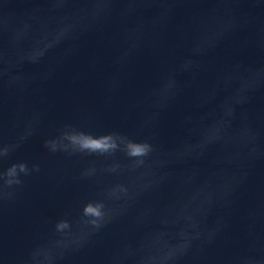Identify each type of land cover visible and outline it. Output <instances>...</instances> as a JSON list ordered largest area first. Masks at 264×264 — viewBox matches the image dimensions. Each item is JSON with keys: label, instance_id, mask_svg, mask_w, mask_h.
Listing matches in <instances>:
<instances>
[{"label": "water", "instance_id": "water-1", "mask_svg": "<svg viewBox=\"0 0 264 264\" xmlns=\"http://www.w3.org/2000/svg\"><path fill=\"white\" fill-rule=\"evenodd\" d=\"M0 70V170L40 166L0 191V264H28L57 219L76 231L89 199L116 219L63 264H108L125 237L176 246L189 224L213 242L184 264H264V0H0ZM170 79L181 94L154 120ZM64 125L155 150L47 152Z\"/></svg>", "mask_w": 264, "mask_h": 264}, {"label": "clouds", "instance_id": "clouds-1", "mask_svg": "<svg viewBox=\"0 0 264 264\" xmlns=\"http://www.w3.org/2000/svg\"><path fill=\"white\" fill-rule=\"evenodd\" d=\"M54 5H70L75 0H49ZM75 26L67 35L75 38ZM8 75L7 70H0V77ZM21 79L19 75L10 77V83ZM181 88L173 79H170L160 93L152 117L159 118L181 94ZM71 146V150L69 149ZM44 149L52 154L64 152L67 155L111 156L122 152L128 159L140 163L149 157L155 150L150 140L137 141L121 133H108L103 136H93L90 133L76 130L73 126L64 125L58 130L54 139L43 140ZM9 149L0 147V160L7 157ZM39 164H32L29 168L25 162L15 163L0 170V191L11 189L23 183L21 176L39 173ZM86 178V177H81ZM111 195L116 200L132 199L128 189H120L119 193L113 190ZM117 213L109 208L102 200L89 199L83 203L79 212L78 229L73 231L72 224L66 219H57L53 223L54 239L39 244L29 253L28 264H63L70 256L80 252L94 242L103 230L116 219ZM219 234L218 229L215 231ZM212 233V232H211ZM209 232L186 225L182 234L181 243L168 248L155 247L151 242L134 243L125 237L121 244L112 249L108 264H184L192 249L211 244Z\"/></svg>", "mask_w": 264, "mask_h": 264}]
</instances>
